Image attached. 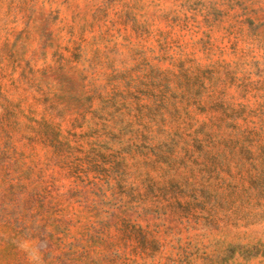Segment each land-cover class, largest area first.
I'll return each mask as SVG.
<instances>
[{
    "label": "rangeland",
    "instance_id": "rangeland-1",
    "mask_svg": "<svg viewBox=\"0 0 264 264\" xmlns=\"http://www.w3.org/2000/svg\"><path fill=\"white\" fill-rule=\"evenodd\" d=\"M0 264H264V0H0Z\"/></svg>",
    "mask_w": 264,
    "mask_h": 264
}]
</instances>
